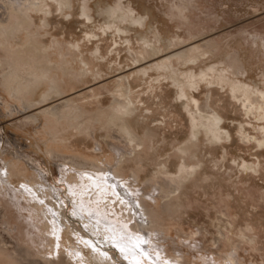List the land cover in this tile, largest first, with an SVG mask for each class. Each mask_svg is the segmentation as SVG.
I'll list each match as a JSON object with an SVG mask.
<instances>
[{"label": "rangeland", "instance_id": "obj_1", "mask_svg": "<svg viewBox=\"0 0 264 264\" xmlns=\"http://www.w3.org/2000/svg\"><path fill=\"white\" fill-rule=\"evenodd\" d=\"M30 1L40 7L21 8L29 14L22 23L7 11L14 0H0V174L7 162L14 171L8 185L0 182V264H203L200 254L210 264H264V114L222 81L248 84L264 98V0ZM107 8L117 11L110 27ZM155 31L161 46L178 43L155 59L183 52L173 62L177 74L205 77L185 86L187 97L168 70L132 73L141 66L134 67L141 38L154 41ZM120 75L127 80L118 83ZM49 105L59 119L38 111ZM212 109L229 138L214 141L192 128L189 112ZM63 156L114 163L133 195L123 187L127 197H117L115 181L104 182L113 192L98 187L94 196L121 222L93 205L82 213L60 181ZM23 182L58 187L69 227L60 217L56 230L48 222L46 211H58L43 203L55 196L35 192L29 200L6 188ZM81 216L105 235L93 234Z\"/></svg>", "mask_w": 264, "mask_h": 264}, {"label": "bare ground", "instance_id": "obj_2", "mask_svg": "<svg viewBox=\"0 0 264 264\" xmlns=\"http://www.w3.org/2000/svg\"><path fill=\"white\" fill-rule=\"evenodd\" d=\"M14 2L16 3V5L14 6V4H12V8L10 7L11 9H9V6L8 7L6 6L9 9V10L7 9V11L13 13V15L16 16L17 18H19L22 23L24 22L22 20L28 21L27 19L29 17V14H28V16L24 15L25 17H27V19H24L23 18L24 16L20 12V9L21 8H23L25 10V8H27V7H33V8H36V9H38V7H40L38 4L35 3V1H30V0H28V1L27 0H14ZM105 13L108 15V18H109L106 21V26H109L111 24V19H110L111 14L117 15V11H115V13H113V12H111V9L107 8L105 10ZM130 17H131V15H130ZM130 20H131V18H130ZM117 29L119 30L120 28L117 27ZM141 39H142L143 44H145V46L143 47V50L140 52L139 59H134V67L135 66H138V65H141V66L137 67L132 73H135L136 72V74L137 73H143V74H145L149 69H153V68L161 69V70L163 69V71L164 70H168L169 71V76L173 78V83L179 89V96H184V97H187L186 92L184 90V88H185L186 85H190V84H193V83H197L199 79H204L205 78V77H199V74H196L195 72H191L192 70L185 71L184 72V75L177 74L178 71H175L176 69L174 67L173 62H174V59L175 58H176V61L177 62L182 61L181 58L184 55L183 52H182L183 55H182V53H180L179 51H177V52H174V53H172L170 55L166 54L164 56H161L158 59H155L156 57L162 55L164 50H167V49H170L172 47H175L178 43L173 42L172 40H163L162 41L163 43H162V46H161L160 45L161 38H160L158 32H156L154 34V39H155L154 41H149V39H147V38H141ZM192 47L194 49H196L197 46L195 47V45H193ZM141 60L143 62L139 63ZM142 64H144V65H142ZM206 72H208V71H206ZM43 74H45V73H43ZM126 78H128V77H125V75H120V76L117 77V82L120 83L123 79L125 80ZM222 81L223 82H229L230 83V90H231L233 96H238V94L241 93V95H243V97H244V100H250L252 98L254 101H256V104H255L256 109L259 112L261 111L262 114H264V106L261 105V100H264V98H262V99L259 98L256 95V93H254L252 91L253 88L250 85L245 84V83H242V82H238V81H230V79L228 77H226V76H223L222 77ZM128 88L127 87L125 88L126 89L125 92H121V89H119V87H117V89H115V90H117V93L118 94L124 95V94H129ZM118 99H120V98H118ZM184 99H186V98H184ZM189 99H191V97ZM253 100H251L252 103H253ZM119 101L117 102V104H119V105L122 104L123 105L125 102H127L126 103L127 105H125V106L128 107V108H126V109L127 110L128 109H131L130 106H132L131 105L132 102H131L130 98H127V100L125 102H123V101H120L119 102ZM192 101L194 102L195 105H193ZM192 101L190 100L192 106H195V108H196L197 100L194 99V98H192ZM113 103L115 104V102H113ZM54 105L53 106H50L49 105L47 107L40 108L38 111L39 112H45V113L49 114V116L50 115H52V116L55 115V117H57L56 119H59V117L61 115L59 114V110L57 109V107L54 106ZM133 106H134V104H133ZM19 108H18V110H20ZM188 108H189V106H188ZM188 108H187V110H188ZM197 109H199V108L197 107ZM247 109H248V107H247ZM131 111L133 112L134 110L132 109ZM115 113H116V111H115ZM118 114H120V113H118ZM189 115H191L192 121L194 122V124H192V128L193 127L194 128L199 127L201 130L205 131V133L208 136L211 135L213 137L214 141L215 140H218L221 137L222 134L225 135V139L226 138H229V135H230L229 132L226 129H224L222 127V125H221L222 118L219 116V114L215 110L212 109V110H209L206 113H202L199 110L198 113L196 111V112H194V114L193 113L190 114V112H189ZM117 116H119V115H117ZM121 117L124 118L123 113H121ZM198 117H203V120L202 121H198ZM258 129L261 131V133L263 134V137H264V125L259 126ZM263 143H264V140H263ZM99 149L101 150L100 147H99ZM66 157L63 156L61 158L64 163H61L63 165V167H61V168L59 167L60 168V172L59 173H60V176H61L60 181H66V184L68 185L69 194H70V196L71 195L73 196L72 198L75 200V204L82 211V213L85 212V211H88L89 206H92L93 205L98 210H100L102 212L101 215L104 216V217H106L107 219H110L113 216L114 219L120 221V217H119V215L116 212L113 215L112 214L111 215L109 214V213H112L113 210H111V208H113V206L110 209H108L109 207L107 208V206L105 204L106 202L104 203V202L101 201L102 196H94V195H97V194L99 195V193L101 192L100 190L98 191V187L99 188H103V192H105V191H106V193L107 192H113L112 191L113 189H111L110 187H107L106 185H104L105 184L104 182L113 183V185H114L115 184V181H118L117 182L118 183L117 193H119V194H117V197H122V198H123V196L124 197H127L126 195L122 194L123 187H124V189L126 187L131 192V194L133 195V192L130 189V187L127 186V184L124 181H119L120 178L118 177L117 174H115L113 172V170H115L114 167H113V164L114 163L111 164L108 161H106V162H108L106 164L103 161H98V158L97 157H94L92 162L82 161L83 163H81L80 161H76V160H66L65 161V158ZM66 164H68V165H66ZM12 168H13V164L11 162H7L6 163V169H5L6 170V175L5 176H2V174H0V182H2L1 184H3V186L8 185V183L10 182L9 179L14 174V171H13ZM109 174L110 175L112 174L113 176L111 177ZM90 177H92L93 179H90ZM36 179H38V180H36L38 182L39 181L42 182V183L44 182V181L41 180V179H44V177L40 173H38V175H36ZM44 185H46V184H44ZM48 185H50V184H48ZM42 186H43L42 184H40V186H38V185L36 186V184L35 185H32V184L24 183L23 182V184H22V186L20 188L17 187V186H14V187L8 186L6 188H9V190L11 189L12 191L15 190L16 191V194H18V195L20 194V195H22V197H27L29 200H32L33 198L30 199L27 195L30 194L29 196H31L35 192L38 193V197H40L41 199L48 198V197L51 198V197H53L55 195L58 196L59 193L57 194V192H58L59 188L56 187L54 184L50 185L51 186L50 189L43 188ZM46 187H47V185H46ZM103 194H105V193H101V195H103ZM125 194H126V192H125ZM56 196L54 197L55 198V201L46 199V201H44V203H43V204H46V205L51 206L52 211L55 210V209L58 211V213H56V215H58V217L54 213H51L50 214L51 210L50 211L49 210L46 211V214L49 213L48 214V217H47L48 222H50V224L53 226V228L55 230L57 228V226H56L57 223L56 222L59 219V217L61 218L62 221H64L66 223L65 224L66 226L69 227V224H70V221L69 220H67V219L64 220V218H63V215L64 214L62 213V207L63 206H61V203L59 202V198H57ZM130 201L133 202L134 200L133 199H130ZM43 204H37V203H35V206H37V208H39V209H42V205ZM86 204H89L88 207H87ZM114 206L116 207V205H114ZM120 206H121V203H120ZM116 209H117V207H116ZM136 211H137L136 213H138V215H140L139 214V211H141V210L138 211V209H136ZM128 215H131V214L129 213ZM123 216H124V214H123ZM86 217L87 216H81L80 218L82 219V222L86 225V227L93 234L105 235V231H103V228L100 226V224L97 225L95 223H90L89 220H88V218H86ZM128 217L130 218V216H128ZM126 219H125V222H126ZM48 222H47V225H48ZM114 222H117V221L114 220ZM141 223L145 226L144 221L141 222ZM95 227H98L99 230L96 231L95 230ZM149 231L150 230H147V232H144L143 234H147L149 236V238H150V241L153 242L154 241L153 240V235H152L153 233L150 231V234H149ZM71 248H72L71 250H75L74 247H71ZM172 258H173L172 259V262H173V260H175V257H172ZM198 258H199V261L201 260L203 264H210L211 261L213 263V259L212 258L210 259L211 261L208 262L209 260H207V258L203 254H200ZM214 259L216 261L218 260L216 257ZM78 260H80V259H78ZM162 260H164V258H161V262H163ZM104 264H116V263L115 262L112 263L109 260H105V263ZM225 264H227V263H225Z\"/></svg>", "mask_w": 264, "mask_h": 264}, {"label": "snow or ice", "instance_id": "obj_3", "mask_svg": "<svg viewBox=\"0 0 264 264\" xmlns=\"http://www.w3.org/2000/svg\"><path fill=\"white\" fill-rule=\"evenodd\" d=\"M122 251H123V249H122Z\"/></svg>", "mask_w": 264, "mask_h": 264}]
</instances>
